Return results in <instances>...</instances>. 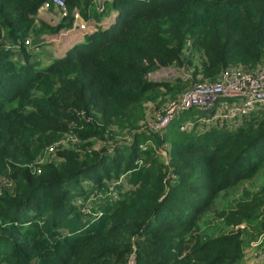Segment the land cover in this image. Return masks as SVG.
<instances>
[{
  "label": "trees",
  "instance_id": "trees-1",
  "mask_svg": "<svg viewBox=\"0 0 264 264\" xmlns=\"http://www.w3.org/2000/svg\"><path fill=\"white\" fill-rule=\"evenodd\" d=\"M45 1L0 0V264L264 255V241L251 247L264 234V185L233 194L264 172V109L231 126L148 125L191 83L264 60V0H64L62 22L37 26ZM74 9L84 20L114 12V22L42 65L24 40L70 27ZM162 67L190 77L148 78Z\"/></svg>",
  "mask_w": 264,
  "mask_h": 264
},
{
  "label": "built area",
  "instance_id": "built-area-1",
  "mask_svg": "<svg viewBox=\"0 0 264 264\" xmlns=\"http://www.w3.org/2000/svg\"><path fill=\"white\" fill-rule=\"evenodd\" d=\"M99 4H102V2L98 1V5ZM52 7L59 10L62 18L67 17L69 14L64 0H46L42 3L43 9ZM97 10L102 11L103 6H99ZM70 16L72 18L71 26L60 28L51 37L50 41L56 43L60 42L64 36L74 29L86 33L95 31L94 25L92 27L90 22L84 20L80 16L78 10H72ZM24 45L29 50L30 54L35 55L41 50L42 42L34 43L30 38H26L24 40ZM9 47L16 48L18 46L9 45ZM150 74L156 77L158 76L159 78L169 77L174 74H177L176 76L183 75L184 80H188L190 77L189 72L184 73L182 70H177L173 67H162ZM150 74H148L149 79ZM260 108L264 109V60L257 64L252 70H245L242 66H228L220 72L219 78L215 81L201 80L191 83L181 94L173 99L167 100L159 110H154V121L149 120L148 125L157 131L166 127L182 112L195 109L202 112L204 111V115L195 116V119L189 120V122H185L187 120L181 122V130H191L192 128L201 130L204 127L213 126L218 123L219 125L226 124L227 126H231L239 122L241 118L248 117ZM74 141L76 142V139ZM64 144L65 139L61 138L48 145L44 153L45 158H48L49 161L54 160L56 151L59 148H63ZM164 146L158 149V153L164 162L167 163L169 158L168 150L165 149ZM141 147L145 148L144 145H141ZM107 150L110 152L112 148L108 146ZM43 159L44 157H41L39 162L42 163ZM137 164H141V162L137 161ZM119 179H122V176ZM112 184L111 182L110 189H112ZM77 201L81 203V199ZM262 241H264V234L259 235V237L251 243V247L254 249ZM259 252L262 251H257L258 257ZM263 258L261 256L257 262H259V264H264ZM132 263L133 261L131 264Z\"/></svg>",
  "mask_w": 264,
  "mask_h": 264
},
{
  "label": "crops",
  "instance_id": "crops-1",
  "mask_svg": "<svg viewBox=\"0 0 264 264\" xmlns=\"http://www.w3.org/2000/svg\"><path fill=\"white\" fill-rule=\"evenodd\" d=\"M100 2V0H98ZM102 3L104 2L101 1ZM114 12H110L106 17L100 20H95L93 18L86 19L88 22H93L97 28H107L114 22ZM37 26L44 23L49 26H56L62 22V17L57 8L52 7L49 9H43L42 5L39 7L37 12ZM86 32L78 29L70 31L66 36H64L60 42L50 41L54 33H41L36 36L31 35L28 38L34 43L42 42L41 50L35 54V59L38 60L42 65L48 64L53 58L61 57L66 52H68L73 46L82 42L86 36Z\"/></svg>",
  "mask_w": 264,
  "mask_h": 264
},
{
  "label": "rangeland",
  "instance_id": "rangeland-1",
  "mask_svg": "<svg viewBox=\"0 0 264 264\" xmlns=\"http://www.w3.org/2000/svg\"><path fill=\"white\" fill-rule=\"evenodd\" d=\"M103 1V0H100V2ZM105 1V0H104ZM92 24V27L94 25V28L96 29L95 27V24L93 22H90ZM92 29V28H91ZM56 33V32H55ZM54 33V34H55ZM88 34V33H87ZM177 74H174V75H171L169 77H156L155 75L153 74H150V79L152 80H169V79H174V77H177L176 76ZM185 87L187 86L186 84L184 85ZM154 111V110H153ZM200 112L192 109V110H189V111H184L182 112L180 115H178L177 117V120L173 122L172 125H177L178 123L180 122H183L185 120V122H189V120H194L195 119V114H199ZM153 112H152V116L149 118V120L151 121H154V117H153ZM264 185V172L260 173V174H257L252 180H249V181H246V182H243L242 184H240L236 189L235 191L233 192V194H235V196H238L242 189H247L248 191L249 190H258V188H260L261 186ZM10 188V187H8ZM92 198L91 197H88L86 202L90 201ZM82 202V200H81ZM77 203L80 204L79 201H77ZM256 254V251L253 250V255ZM248 255H249V258H247L246 262H244L243 264H259V262H257L259 260V258H263V253L262 252H259V257L258 256H253L251 255V251L248 252ZM264 259V258H263ZM134 264V261L133 263Z\"/></svg>",
  "mask_w": 264,
  "mask_h": 264
}]
</instances>
